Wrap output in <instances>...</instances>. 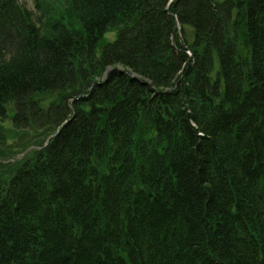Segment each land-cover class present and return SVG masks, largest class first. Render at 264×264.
Here are the masks:
<instances>
[{
	"label": "trees",
	"instance_id": "obj_1",
	"mask_svg": "<svg viewBox=\"0 0 264 264\" xmlns=\"http://www.w3.org/2000/svg\"><path fill=\"white\" fill-rule=\"evenodd\" d=\"M33 4L0 0V142L58 132L0 162V264H264V0Z\"/></svg>",
	"mask_w": 264,
	"mask_h": 264
},
{
	"label": "rangeland",
	"instance_id": "obj_2",
	"mask_svg": "<svg viewBox=\"0 0 264 264\" xmlns=\"http://www.w3.org/2000/svg\"><path fill=\"white\" fill-rule=\"evenodd\" d=\"M27 5L30 8L34 9L33 0H25ZM114 33H109L108 36L110 39L114 37ZM13 109V105H8L9 114H11V110ZM13 112V111H12ZM0 127L3 129V135L6 133L4 129L8 132L12 133V123L9 119L1 120L0 119ZM38 132L28 130L26 132H21L20 134L14 135V137L5 136L3 140V143L0 145V160H4L5 156L9 157L10 154L13 155V151H19L22 147V145L27 144V142H32L35 140V136H37ZM37 138V137H36ZM10 153V154H9Z\"/></svg>",
	"mask_w": 264,
	"mask_h": 264
},
{
	"label": "water",
	"instance_id": "obj_3",
	"mask_svg": "<svg viewBox=\"0 0 264 264\" xmlns=\"http://www.w3.org/2000/svg\"><path fill=\"white\" fill-rule=\"evenodd\" d=\"M111 68H109L108 70H110ZM121 69V68H120ZM132 76H135V75H132ZM26 152V150L23 152V153H25Z\"/></svg>",
	"mask_w": 264,
	"mask_h": 264
}]
</instances>
